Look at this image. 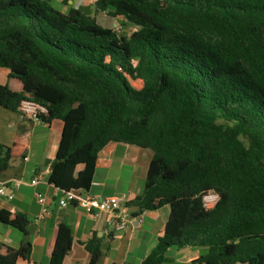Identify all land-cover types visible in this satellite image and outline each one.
Wrapping results in <instances>:
<instances>
[{"label": "trees", "instance_id": "1", "mask_svg": "<svg viewBox=\"0 0 264 264\" xmlns=\"http://www.w3.org/2000/svg\"><path fill=\"white\" fill-rule=\"evenodd\" d=\"M93 16L41 0H0V107L46 110L62 131L47 182L87 191L109 143L150 150L133 216L169 208L163 234L140 264L205 249L189 264H264V0H96ZM96 14L134 27L128 36ZM16 81L19 90L10 88ZM14 146L0 145V171ZM82 166L79 172L76 168ZM218 200L205 209L203 196ZM0 223L27 237L26 216ZM72 244L60 223L48 264ZM83 244L89 264L101 255ZM30 243H0V264L29 261Z\"/></svg>", "mask_w": 264, "mask_h": 264}, {"label": "crops", "instance_id": "2", "mask_svg": "<svg viewBox=\"0 0 264 264\" xmlns=\"http://www.w3.org/2000/svg\"><path fill=\"white\" fill-rule=\"evenodd\" d=\"M48 2L55 10L66 13L71 9L87 7L90 16L95 15L96 0H41ZM105 24H113L105 14H96V19ZM2 70V69H0ZM3 73L0 84L7 81L8 71ZM10 88L19 90L16 81H8ZM62 131V124L53 120L49 124L35 121L19 111H10L0 107V145L5 148L14 146L8 167L0 171V210L27 217L29 235H24L0 223V243L18 247L23 242L31 245L29 261H18L16 264H48V256L54 246L57 228L65 223L71 230L72 244L63 264H89L90 256L83 244L93 235L101 239V255L96 264H140L148 252L155 246L157 239L163 234L169 216V208L162 207L156 211L142 213V222L133 219L123 231H115L110 226V215L101 213L94 217L88 215L81 203H73L59 209L57 197L61 194L47 179L51 161L55 157L57 145ZM135 146L109 143L97 155L95 172L91 187L87 191L74 190L83 199L105 198L110 196H126L128 202L141 193L143 180L152 152L133 148ZM137 158V160H136ZM118 164L122 169L131 166L128 182L122 178L109 179L111 167ZM82 166L76 168L79 172ZM38 183L31 186L32 179ZM139 179V181H137ZM126 188V190H124ZM36 194H41L49 207L50 215L37 220L40 205ZM133 215L135 209H129ZM133 218H137L133 216ZM206 253L205 249H182L170 252V264H189Z\"/></svg>", "mask_w": 264, "mask_h": 264}, {"label": "built area", "instance_id": "3", "mask_svg": "<svg viewBox=\"0 0 264 264\" xmlns=\"http://www.w3.org/2000/svg\"><path fill=\"white\" fill-rule=\"evenodd\" d=\"M18 111L22 114L30 117L35 121H40L39 116L46 114V110L29 100L22 101L18 107ZM38 183V178L32 179L31 186H35ZM3 190L0 188V194ZM57 197V205L59 209H64L68 205L73 203H81L84 206V210L88 215L97 217L101 213H107L110 215V226L115 231L125 230L133 219L138 223L142 222V214L135 216L130 213L127 208L128 200L126 196H110L105 198H90L83 199L80 194H76L73 190L60 193ZM36 201L40 205V212L37 220H41L50 215L49 207L46 203V199L41 194H36ZM218 200V196L213 192H208L203 196V206L205 209H212Z\"/></svg>", "mask_w": 264, "mask_h": 264}, {"label": "rangeland", "instance_id": "4", "mask_svg": "<svg viewBox=\"0 0 264 264\" xmlns=\"http://www.w3.org/2000/svg\"><path fill=\"white\" fill-rule=\"evenodd\" d=\"M98 19H100V18L97 17V20ZM98 23L101 26L110 27L113 29V26H112L113 24H105L101 21H98ZM114 29H115V32L120 36H128L133 31L134 27L127 24L122 19H117ZM2 72H6L5 69L0 70V80H1V77H3ZM133 148L138 149L137 147H133ZM138 150L141 151L143 149H138ZM143 151L148 152V154L150 152L147 150H143ZM136 160H137V158H136ZM131 172H132L131 166L126 165L122 169L118 164H115L111 167L109 179H117L119 177V178H122V182H128L127 178L129 176H131ZM137 181H139V179H137ZM124 190H126V188H124ZM11 230H13V229L11 228Z\"/></svg>", "mask_w": 264, "mask_h": 264}, {"label": "water", "instance_id": "5", "mask_svg": "<svg viewBox=\"0 0 264 264\" xmlns=\"http://www.w3.org/2000/svg\"><path fill=\"white\" fill-rule=\"evenodd\" d=\"M78 11H79L82 15H85V16H89V15H90L89 8H87V7H80V8L78 9Z\"/></svg>", "mask_w": 264, "mask_h": 264}]
</instances>
